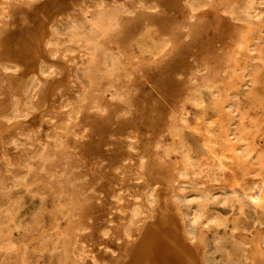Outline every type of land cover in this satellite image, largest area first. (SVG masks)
I'll return each mask as SVG.
<instances>
[{
    "label": "rangeland",
    "instance_id": "1",
    "mask_svg": "<svg viewBox=\"0 0 264 264\" xmlns=\"http://www.w3.org/2000/svg\"><path fill=\"white\" fill-rule=\"evenodd\" d=\"M184 1L102 0L89 21L58 27L52 53L72 87L50 117L26 99L4 108L0 69V264H109L136 233L140 208L126 200L145 164L178 182L209 264H252L250 237L264 247V196H246L264 182V0Z\"/></svg>",
    "mask_w": 264,
    "mask_h": 264
},
{
    "label": "bare ground",
    "instance_id": "2",
    "mask_svg": "<svg viewBox=\"0 0 264 264\" xmlns=\"http://www.w3.org/2000/svg\"><path fill=\"white\" fill-rule=\"evenodd\" d=\"M155 1V0H154ZM165 1V0H164ZM179 1V0H170ZM181 1V0H180ZM183 1V0H182ZM186 1V0H185ZM184 1V2H185ZM108 2V1H107ZM113 2V1H112ZM149 3V2H147ZM152 3V2H150ZM149 3V4H150ZM170 3V2H169ZM175 3V2H174ZM0 9V69L4 89V108L18 105L19 99H26L34 109V116L55 113L51 101L55 95L65 98L71 94L67 60L52 53L51 39L58 27H76L89 21L87 14L96 15L104 7L102 0H2ZM140 4V3H139ZM142 4V3H141ZM157 4V3H156ZM160 4V3H159ZM122 5V4H121ZM158 5V4H157ZM168 5V4H167ZM172 6V5H171ZM158 8V7H157ZM165 8V6H164ZM126 9V8H125ZM124 9V10H125ZM127 10V9H126ZM154 12V11H153ZM128 13V12H127ZM147 13V12H146ZM160 14V13H159ZM158 14V15H159ZM169 14V13H168ZM194 14V13H193ZM127 15V14H126ZM193 17V16H192ZM118 21V20H117ZM151 21V20H150ZM189 21V20H188ZM179 22V21H178ZM94 26V25H93ZM116 28V27H115ZM115 30V29H114ZM144 31V29H143ZM166 39V38H165ZM181 40V39H180ZM128 41V40H127ZM178 43V42H177ZM55 45V44H54ZM116 45V44H115ZM56 48V47H55ZM60 48V47H59ZM249 49V48H248ZM86 50V49H85ZM90 52V51H89ZM117 52V51H116ZM153 52V51H152ZM253 52V51H252ZM85 53V52H84ZM118 53V52H117ZM171 53V52H170ZM172 54V53H171ZM66 56V53H65ZM85 56V55H84ZM89 56V55H88ZM235 56V55H234ZM69 57V56H68ZM107 57V56H106ZM206 59V58H205ZM74 60V59H73ZM123 60V59H122ZM122 60H118L122 63ZM252 60V58H251ZM76 61V60H75ZM150 61V60H149ZM117 62V61H115ZM118 62V63H119ZM127 62V61H126ZM160 62V61H159ZM80 63V62H79ZM129 63V62H128ZM200 63V62H199ZM248 64V63H247ZM126 65V63H125ZM123 63V66H125ZM256 65V64H255ZM49 67V76L43 68ZM55 66V67H54ZM130 66V65H128ZM257 66V65H256ZM118 67V66H117ZM126 67V66H125ZM137 67V66H136ZM122 68V67H121ZM132 68V67H130ZM204 68V67H203ZM69 69V68H68ZM127 68H125L126 70ZM129 69V68H128ZM127 69V70H128ZM147 69V68H146ZM250 69V68H249ZM88 70V69H87ZM124 70V67H123ZM133 70V69H132ZM199 70V69H198ZM255 70V69H254ZM102 71V70H101ZM104 71V70H103ZM121 69H118L120 72ZM130 71V70H129ZM135 71V70H134ZM197 71V69H196ZM249 71V70H248ZM247 72V71H246ZM72 73V71H71ZM115 73V72H114ZM54 74V76L52 75ZM58 74V75H57ZM106 74V73H105ZM126 74V73H125ZM51 75V77H50ZM117 75V74H116ZM112 76V75H111ZM119 75H117L118 78ZM128 76V75H127ZM136 76V75H134ZM3 77H5L3 79ZM101 77V76H100ZM107 77V76H106ZM126 77V76H125ZM110 78V77H109ZM128 78V77H127ZM72 79V78H71ZM33 87L25 91L28 81ZM246 80V79H245ZM99 81V80H98ZM113 81V80H112ZM111 81V82H112ZM115 81V80H114ZM73 82V81H72ZM118 83V82H117ZM129 83V82H128ZM178 83V82H177ZM42 85L37 91L36 88ZM74 84V83H73ZM70 86V88H69ZM106 87V86H105ZM123 87V86H122ZM1 88V89H2ZM114 88V87H113ZM128 89V88H127ZM124 98L126 91L121 89ZM72 91V89H71ZM120 91V90H119ZM118 91V92H119ZM80 92V91H79ZM94 92V91H93ZM117 92V91H116ZM125 92V93H124ZM96 93V92H95ZM94 93V94H95ZM0 94L2 95L1 91ZM190 94V93H189ZM4 96V95H3ZM131 96V95H130ZM129 96V97H130ZM133 96V95H132ZM109 97V96H108ZM111 97V96H110ZM121 98V96H118ZM60 98V99H61ZM112 98V97H111ZM114 98V97H113ZM76 99V98H75ZM229 99V98H228ZM130 100V99H128ZM127 100V101H128ZM134 100V99H133ZM185 100V99H184ZM54 101V100H53ZM123 101V100H122ZM126 101V102H127ZM171 101V100H170ZM183 101V100H182ZM14 102V103H13ZM187 102V101H186ZM84 103V102H83ZM128 103V102H127ZM174 103V101H173ZM96 104V103H95ZM163 104V103H162ZM184 104V103H180ZM179 104V105H180ZM226 104V103H225ZM230 104V103H229ZM1 105V104H0ZM157 105V104H156ZM37 106V108L35 107ZM25 107V106H24ZM81 107V106H80ZM85 107V106H84ZM90 107V106H89ZM99 108V107H98ZM182 108V107H181ZM227 108V107H226ZM231 108V107H230ZM140 109V108H139ZM175 109V108H174ZM174 109L172 112L174 113ZM179 109V108H178ZM7 110V109H6ZM10 110V109H9ZM19 110V109H18ZM61 110V109H60ZM58 110L57 112H59ZM233 110V109H232ZM63 111V110H61ZM140 111V110H139ZM234 111V110H233ZM99 112V111H98ZM103 112V111H102ZM135 112V111H134ZM141 112V111H140ZM171 112V111H170ZM16 113V111L14 112ZM60 113V112H59ZM126 113V112H125ZM136 113V112H135ZM180 113V112H179ZM2 114V113H1ZM29 114V113H28ZM56 114V113H55ZM118 114V113H117ZM167 114V113H166ZM178 114V113H177ZM127 115V114H126ZM168 115V114H167ZM179 115H182L179 114ZM178 115V117H180ZM22 116V115H21ZM30 116V115H29ZM32 116V115H31ZM33 116V117H34ZM56 116V115H55ZM59 116V115H58ZM117 116V115H116ZM141 116V115H140ZM145 116V114H144ZM174 113V117H175ZM236 116V114H235ZM50 117V116H49ZM147 117V116H146ZM145 117V118H146ZM36 118V117H35ZM62 118V117H61ZM156 118V115L155 117ZM17 119H19L17 117ZM158 119V118H157ZM169 119V118H168ZM179 119V118H178ZM28 120V118H27ZM36 120V119H35ZM40 120V119H39ZM49 120V119H48ZM118 120V119H117ZM152 117L150 118V121ZM21 121V120H20ZM41 121V120H40ZM56 121V120H54ZM73 121V120H72ZM165 121V120H164ZM15 122V121H14ZM17 122V121H16ZM15 122V123H16ZM24 122V121H22ZM21 122V123H22ZM43 122V121H42ZM73 123V122H72ZM115 123V122H114ZM172 123V122H171ZM37 124V123H36ZM35 124V125H36ZM51 124V123H50ZM122 124V123H121ZM169 124V123H168ZM18 125H20L18 123ZM26 125V124H25ZM53 125V124H52ZM75 125V124H74ZM3 126V125H2ZM139 127V126H138ZM148 127V126H146ZM9 128V126L7 127ZM46 128V127H45ZM149 128V127H148ZM153 128V127H152ZM4 129V128H3ZM13 129V128H12ZM53 129V128H51ZM90 129V128H89ZM231 129V128H229ZM168 130V129H167ZM193 130V129H192ZM43 131V130H42ZM231 131V130H230ZM229 131V132H230ZM1 132V131H0ZM15 132V131H14ZM46 132V131H45ZM2 133V132H1ZM13 133V132H12ZM41 133V132H40ZM143 133V132H142ZM141 133V134H142ZM146 133V132H145ZM194 133V132H193ZM228 133V132H227ZM231 133V132H230ZM32 134V132H31ZM37 134V133H36ZM62 134V133H61ZM131 134V133H130ZM137 134V133H136ZM135 134V135H136ZM140 134V135H141ZM232 134V133H231ZM230 134V135H231ZM1 135V134H0ZM4 135V134H3ZM17 135V134H16ZM117 135V134H116ZM128 135V134H127ZM61 136V135H60ZM143 136V135H142ZM2 137V135H1ZM14 137V136H13ZM76 137V136H75ZM120 137V136H119ZM135 137V136H133ZM171 137V136H170ZM4 138V137H3ZM156 138V137H155ZM195 138V137H194ZM30 139V138H29ZM124 139V138H123ZM157 139V138H156ZM7 141V140H6ZM31 141V140H30ZM39 141V140H38ZM49 141V140H48ZM145 141V140H144ZM0 139V146L3 144ZM15 143V142H14ZM52 143V141H51ZM131 143V142H130ZM37 144V143H36ZM41 144V143H39ZM38 145V144H37ZM6 146V145H5ZM68 146V145H67ZM74 146V145H73ZM36 147V146H35ZM17 148V147H16ZM31 148V147H30ZM71 148V147H70ZM21 151V149H20ZM141 151V149H140ZM156 151V149H155ZM33 152V149H32ZM238 153V152H237ZM41 155V154H40ZM73 155V154H72ZM76 155V154H75ZM3 156V155H2ZM132 156V155H131ZM141 156V155H140ZM74 157V156H73ZM144 157V156H143ZM148 157V156H147ZM14 158V157H13ZM150 158V157H149ZM4 159V158H3ZM9 159V158H8ZM75 159V158H74ZM148 159V158H147ZM16 160V159H14ZM176 160V159H175ZM8 161V160H7ZM10 162V161H9ZM48 162V161H47ZM58 162V161H57ZM101 162V161H100ZM146 162V161H145ZM154 162V161H153ZM206 162V161H205ZM15 163V162H14ZM83 163V162H82ZM85 163V162H84ZM132 163V162H131ZM147 163L148 160H147ZM23 164V163H22ZM60 164V163H59ZM125 164V163H124ZM142 162L140 163V165ZM208 164V163H207ZM177 165V164H176ZM180 165V164H179ZM11 166V165H10ZM45 166V165H44ZM66 166V165H65ZM175 164L173 165V167ZM105 167V166H104ZM114 167V166H113ZM148 167V166H147ZM146 164L135 175L143 180L137 186L135 200L129 204L140 208V220L136 233L122 238L118 245V255L110 260L111 264H209L205 259V240L202 232L196 238L185 225L184 214L174 200L177 190L176 179L155 172ZM102 168V167H101ZM129 172L128 166L125 167ZM132 168V167H131ZM181 168V166H180ZM192 168V166H191ZM202 168V167H201ZM16 169V168H15ZM90 169V168H89ZM190 169V168H189ZM53 170V169H52ZM102 170V169H101ZM157 170V169H156ZM174 171V170H173ZM210 171V170H209ZM175 172V171H174ZM119 173V172H118ZM166 173V172H165ZM172 173V172H171ZM209 173V172H208ZM225 173V172H224ZM127 174V173H126ZM133 174V173H132ZM204 174V173H203ZM202 174V175H203ZM206 174V173H205ZM85 175V174H84ZM134 175V176H135ZM227 175V174H226ZM127 176V175H126ZM207 176V175H206ZM2 177V176H1ZM54 177V176H53ZM119 177V176H118ZM121 177V176H120ZM201 177V176H200ZM209 177V176H208ZM226 177V176H225ZM17 178V177H16ZM82 178V177H81ZM101 177H99L100 179ZM177 178V177H176ZM191 178V177H190ZM77 179V178H76ZM194 179H196L194 177ZM203 179V178H202ZM201 179V180H202ZM69 180V179H68ZM71 180V179H70ZM88 180V179H87ZM129 180V179H128ZM178 180V179H177ZM193 180V178H192ZM199 181V178L197 179ZM206 180V179H205ZM205 180H203L205 182ZM210 180V179H209ZM6 181V180H5ZM4 181V182H5ZM133 181V180H132ZM187 181V180H186ZM2 182V181H1ZM68 182V181H67ZM125 182V181H124ZM181 182V181H180ZM188 182V181H187ZM202 182V181H201ZM222 182V181H221ZM220 182V183H221ZM120 183V182H119ZM196 183V181H195ZM206 183V182H205ZM227 183V182H226ZM128 184V183H127ZM213 184V183H212ZM223 184V183H222ZM79 185V184H78ZM123 185V184H122ZM137 185V184H136ZM209 185V184H208ZM93 186V185H92ZM206 186V185H205ZM227 186V185H226ZM101 187V186H100ZM213 187V186H211ZM220 187V186H219ZM124 188V187H123ZM209 188V186L207 187ZM122 189V188H121ZM132 190V189H131ZM98 192V191H97ZM109 192V191H108ZM121 192V191H120ZM77 193V192H76ZM107 193V192H106ZM110 193V192H109ZM119 193V192H118ZM131 193V192H130ZM98 194V193H97ZM108 194V193H107ZM133 194V193H132ZM180 194V192H179ZM90 195V194H88ZM120 195V194H119ZM177 195V194H176ZM181 195V194H180ZM77 196V195H76ZM245 196V195H244ZM252 204L260 203L264 196V182L255 184L246 194ZM101 197V195H100ZM149 197L151 199H149ZM217 197V196H216ZM125 198V197H124ZM88 199V198H87ZM86 199V200H87ZM187 199V198H186ZM194 199V198H193ZM192 199V200H193ZM85 200V201H86ZM75 201V200H74ZM95 201V200H94ZM100 201V200H99ZM155 204L153 205V202ZM179 201V200H178ZM222 201V200H221ZM84 202V201H83ZM98 202V201H97ZM111 202V201H110ZM262 202V201H261ZM80 203V202H79ZM108 203V202H107ZM82 204V203H81ZM98 204V203H97ZM100 204V203H99ZM109 204V203H108ZM107 204V205H108ZM111 204V203H110ZM127 204V202H126ZM77 205V204H75ZM121 205V204H120ZM124 206V205H123ZM255 206V205H254ZM98 207V206H97ZM69 208V207H68ZM82 208V207H81ZM126 209V208H125ZM196 209V208H195ZM194 209V210H195ZM69 210V209H68ZM84 210V209H83ZM199 210V209H198ZM231 210V209H230ZM74 211V210H73ZM78 211V210H77ZM99 211V210H98ZM109 211V209H108ZM132 211V210H131ZM193 211V210H192ZM197 211V210H196ZM200 211V210H199ZM76 213V212H75ZM78 213V212H77ZM102 213V212H101ZM131 213V212H130ZM139 214V213H138ZM212 214V213H211ZM105 215V214H104ZM107 215V213H106ZM197 215V214H196ZM77 216V214H76ZM97 216V215H96ZM102 216V215H101ZM100 216V217H101ZM105 217V216H104ZM208 218V217H207ZM214 218V217H213ZM197 220V219H196ZM214 220V219H212ZM205 221V220H204ZM114 222V221H113ZM99 224V223H98ZM110 227V226H109ZM67 228V227H66ZM106 228V225H105ZM196 228V227H195ZM261 228V227H260ZM110 230V229H109ZM135 230V229H134ZM196 230V229H195ZM71 232V231H70ZM97 232V231H96ZM240 232V231H239ZM118 233V232H117ZM256 233V232H255ZM72 234V233H71ZM82 235V234H81ZM84 235V234H83ZM115 235V234H114ZM209 235V234H208ZM79 236V235H78ZM120 236V235H118ZM243 238V237H242ZM241 238V239H242ZM247 241L249 261L252 264H264V247L261 239ZM70 240V239H69ZM78 240V239H77ZM94 240V239H93ZM107 240V239H106ZM210 240V239H209ZM68 241V240H67ZM97 241V240H96ZM103 241V240H102ZM241 241V240H240ZM100 242V240L98 241ZM106 242V241H105ZM231 242V241H230ZM103 243V242H102ZM212 243V242H211ZM69 245V244H68ZM79 245V244H78ZM70 246V245H69ZM94 247V246H93ZM91 247V248H93ZM216 247V246H215ZM226 247V246H225ZM231 248V247H230ZM81 250V249H80ZM84 250V249H83ZM96 250V249H95ZM233 250V249H232ZM238 250V249H237ZM207 251V250H206ZM72 252V251H71ZM212 252V251H211ZM213 253V252H212ZM236 253V252H235ZM240 253V252H239ZM91 254V253H90ZM209 254V253H208ZM81 256V255H80ZM79 256V257H80ZM87 256V255H86ZM98 256V255H97ZM104 256V255H102ZM108 256V255H107ZM101 257V256H100ZM81 258V257H80ZM94 259V256H93ZM83 260V259H82ZM95 260V259H94ZM234 260V259H233ZM75 261V260H74ZM99 261V260H98ZM235 261V260H234ZM247 261V258H246ZM92 262V261H91ZM100 262V261H99ZM89 263V262H88ZM109 263V264H110ZM220 264V263H219Z\"/></svg>",
    "mask_w": 264,
    "mask_h": 264
}]
</instances>
